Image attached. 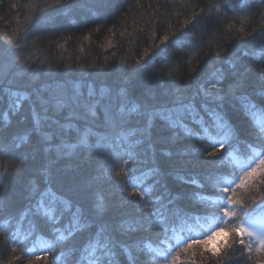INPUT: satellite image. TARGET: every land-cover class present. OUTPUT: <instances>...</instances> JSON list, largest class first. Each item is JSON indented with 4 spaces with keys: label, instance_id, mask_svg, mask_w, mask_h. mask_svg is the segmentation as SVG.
Instances as JSON below:
<instances>
[{
    "label": "trees",
    "instance_id": "trees-1",
    "mask_svg": "<svg viewBox=\"0 0 264 264\" xmlns=\"http://www.w3.org/2000/svg\"><path fill=\"white\" fill-rule=\"evenodd\" d=\"M263 210L264 0H0V264H264Z\"/></svg>",
    "mask_w": 264,
    "mask_h": 264
},
{
    "label": "rangeland",
    "instance_id": "rangeland-1",
    "mask_svg": "<svg viewBox=\"0 0 264 264\" xmlns=\"http://www.w3.org/2000/svg\"><path fill=\"white\" fill-rule=\"evenodd\" d=\"M21 221L18 223L21 229H24V219L16 220ZM245 235L249 236L250 240L253 241L258 247L264 246V210L260 215L248 219L247 222L243 225V231ZM31 233V232H30Z\"/></svg>",
    "mask_w": 264,
    "mask_h": 264
}]
</instances>
